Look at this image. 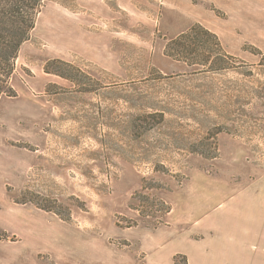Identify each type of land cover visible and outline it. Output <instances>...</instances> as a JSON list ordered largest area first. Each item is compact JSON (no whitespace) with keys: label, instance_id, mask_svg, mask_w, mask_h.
Instances as JSON below:
<instances>
[{"label":"rangeland","instance_id":"374dc122","mask_svg":"<svg viewBox=\"0 0 264 264\" xmlns=\"http://www.w3.org/2000/svg\"><path fill=\"white\" fill-rule=\"evenodd\" d=\"M200 5L227 17L203 0L47 2L18 96L0 100V254L164 264L195 187L236 217L259 195L264 206V57L246 45L256 61L210 73L166 54ZM28 205L42 236L16 217Z\"/></svg>","mask_w":264,"mask_h":264},{"label":"crops","instance_id":"0c3cea01","mask_svg":"<svg viewBox=\"0 0 264 264\" xmlns=\"http://www.w3.org/2000/svg\"><path fill=\"white\" fill-rule=\"evenodd\" d=\"M203 1L223 11L227 17L220 18L211 8L200 5L194 11L196 16L193 20L217 34L229 54L256 61L260 56L245 51L246 45L264 54V0ZM202 195V187H195L193 197L185 201L187 211L176 225L177 231L173 233L175 239L168 240L171 247L161 262L168 264L170 260L174 262L175 257L183 256L187 264H264L262 197L259 195L251 200V207H240L242 214L236 217L232 210H218L220 199L203 200ZM24 208L27 218H24L25 215L22 218L18 216L21 211L16 213L20 224L23 221L27 229H30L29 238L42 236L44 231L38 233L32 220L43 216L38 215L30 205ZM181 237L185 238V242L179 240ZM77 252L73 255L80 259V249ZM25 256L16 259L0 254V264H27Z\"/></svg>","mask_w":264,"mask_h":264},{"label":"trees","instance_id":"16d2710c","mask_svg":"<svg viewBox=\"0 0 264 264\" xmlns=\"http://www.w3.org/2000/svg\"><path fill=\"white\" fill-rule=\"evenodd\" d=\"M50 0H0V100L17 97L12 85L17 60L23 45L31 38L39 14ZM252 49L264 57L257 48ZM166 54L205 72L221 73L235 68V57L228 53L219 36L195 23L186 32L171 39ZM167 207L164 214H170Z\"/></svg>","mask_w":264,"mask_h":264}]
</instances>
